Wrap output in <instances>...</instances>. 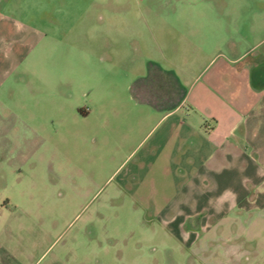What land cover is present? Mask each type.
<instances>
[{"label":"rangeland","instance_id":"obj_1","mask_svg":"<svg viewBox=\"0 0 264 264\" xmlns=\"http://www.w3.org/2000/svg\"><path fill=\"white\" fill-rule=\"evenodd\" d=\"M221 1L32 0L5 10L29 40L0 74V264H201L238 246L264 264V194L187 216L218 201L191 200L187 180L144 166V103L131 87L162 59L158 25L178 4Z\"/></svg>","mask_w":264,"mask_h":264},{"label":"crops","instance_id":"obj_2","mask_svg":"<svg viewBox=\"0 0 264 264\" xmlns=\"http://www.w3.org/2000/svg\"><path fill=\"white\" fill-rule=\"evenodd\" d=\"M30 1L0 0V74L25 55L29 40L18 27L19 21L5 10L27 8ZM157 32L162 59L148 61V65L154 63L162 73L172 72L178 84L157 78L140 88L144 166L187 180L191 186L186 193L191 200L218 201L194 212L189 206L187 216L203 209L217 212L220 202L229 199L238 203L252 193L257 196L254 200H259L264 194V0H222L201 6L180 3L177 12L158 25ZM180 55L191 59L181 66L173 60ZM203 57L201 67L190 77L197 58ZM147 68V74L137 80L148 76ZM153 95L161 106L142 97ZM167 104L174 107H163ZM20 118L13 116L16 121ZM225 187L228 189L222 194ZM247 253L250 251L243 247H231L223 260L194 261L254 264L255 259ZM125 264H144V258ZM161 264L179 263L164 259Z\"/></svg>","mask_w":264,"mask_h":264},{"label":"trees","instance_id":"obj_3","mask_svg":"<svg viewBox=\"0 0 264 264\" xmlns=\"http://www.w3.org/2000/svg\"><path fill=\"white\" fill-rule=\"evenodd\" d=\"M149 71H148V76L146 78H142V79H139L137 80L134 85H133V91H134V94L137 95V97L139 99H141V92H140V88L141 86L144 85V82L146 81H150V80H154V79H157V78H162L164 79L165 81H168V80H173L175 82V86H177V80L176 78L174 77V74L172 72H167V73H162L160 72V70L158 69V67H156L154 65V63H149ZM175 94H177V92L175 91ZM156 95V94H155ZM153 95V96H142L144 97L145 100H153V105L154 106H161V104H158L156 102H154V100H157V97ZM179 95L182 97L184 95V90L181 88L179 89ZM165 108H172L174 107V104H167L166 106H163Z\"/></svg>","mask_w":264,"mask_h":264}]
</instances>
